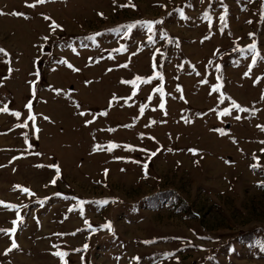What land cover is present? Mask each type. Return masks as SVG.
<instances>
[{"label":"rangeland","instance_id":"rangeland-1","mask_svg":"<svg viewBox=\"0 0 264 264\" xmlns=\"http://www.w3.org/2000/svg\"><path fill=\"white\" fill-rule=\"evenodd\" d=\"M33 2L0 0V264H264V0Z\"/></svg>","mask_w":264,"mask_h":264},{"label":"snow or ice","instance_id":"snow-or-ice-1","mask_svg":"<svg viewBox=\"0 0 264 264\" xmlns=\"http://www.w3.org/2000/svg\"><path fill=\"white\" fill-rule=\"evenodd\" d=\"M26 2H27V0H26ZM45 2H46V0H34V2L31 3V4H29L28 6H29V7H35L37 4H43V3H45ZM133 7H134V5H133ZM224 7H225V9H226L227 6L225 5ZM0 14H3V13L0 12ZM13 14H14V15H17V16H23V15H24V13H22V12H15V13H13ZM99 14H100L101 16H103V13H102V12L99 13ZM180 15H181L182 17L184 16V13H183L182 10H180ZM206 15H207V14H206ZM44 19H45V20H50V21H51L49 27H50L53 31H55L56 29H59V28L62 27L60 24H58V23H57L54 19H52L51 17L45 16ZM221 19L223 20V19H224V16H221ZM157 22H158V21H139L138 23L146 24L147 27H148L149 32H151V31H152V25H153L154 23H157ZM133 26H134V25H132V24H128V25H126L125 27H127V28L130 30ZM126 34H127V33H126ZM97 35H98V33H97ZM250 35H251V34H250ZM44 39L46 40V39H47V36H45ZM149 39H151V37H149ZM248 47H249L253 52L256 51V44H255V42H253L252 44L248 45ZM0 53H4L5 55H7L6 50L3 49V48H0ZM256 61H257V55H253V57H252V63L255 64ZM68 67L71 68L72 65L69 64ZM216 68H217V70H219V69H220V65H216ZM250 71H251V66L249 67V71H246V72L244 73V75H245V76H248L249 73H250ZM156 75L159 76L160 73H156ZM149 79H150V78H149ZM161 79H162V77H161ZM221 79H222L221 77H217V80H218V81L221 80ZM259 79H260V78L257 77L256 80H254V83L258 82ZM138 81L148 82L144 77H141V76H136V77H135V80H133V81H124V82H125V83H132L133 86H134V88H135V85H136V83H137ZM205 82H206V81H203V80L201 81V83H205ZM221 87H222V85L219 84V83H217V84H214V85L212 86V90H213V91H218ZM57 91H59V90H57ZM156 91L160 93L161 97H163L164 92H163V89H162V88H157ZM34 94H35V90L33 89V95H34ZM181 98H183V97H181ZM221 98H223V97L221 96ZM26 107H27V108L29 109V111L31 112V108H32V103H31V101L28 102V104L26 105ZM159 107H160V108H164V102H163V100H161V103H160ZM232 107L235 108V109H237V110H239V111H241V112L247 111V109L241 107V105H239L235 100L232 101ZM143 110H144V105H141V108H140L141 113L143 112ZM7 111H8L7 106H5V107H3V108H0V112H7ZM228 112H229V109L226 108V109L223 110V112H221V113H219V114H220V115H227ZM13 114H14L16 117H19V116H20V113H19V112H14ZM80 114L83 115L84 113L81 112ZM30 118H31V119H35V118L32 117L31 115H30ZM45 119H48V117H45ZM236 119L239 120L240 117L237 116ZM85 123H86V124H90V123H91V120H86ZM24 126H27V125L25 124ZM37 131H39V129H37ZM216 131H219V132H221V133L223 134V131H224V130H223V129H216ZM116 146H117V145L114 144V143H109V145H108V150L111 151V150H112L113 148H115ZM97 147H99V146H97ZM128 147L131 148L132 146L129 145ZM189 151H190V152H193V153H196L198 150L195 149V148H193V149H189ZM261 151H264V149H262ZM155 155H156V152H152V156H155ZM254 158H255V157H254ZM13 159H15V157H14ZM0 167H3V165H0ZM51 167H55V168H56V175L59 176L60 172H59V167H58V165H51ZM144 167H145V169H147L148 165L145 164ZM252 167H256V165H252ZM105 171H107V170H105ZM51 182H52V183H55V180H52ZM262 183H264V182H262ZM16 187H20V186L17 185ZM23 191L27 193V192H29V189H28V188H23ZM56 195H60V194L57 193ZM98 203H100V204H106L107 201L102 200V201H99ZM81 204H83V201H81ZM0 205H5V207L8 208V209H15V208H17V205H15V204H11V203L5 204V202H4L3 200H0ZM16 217H17V219L12 221V224H13V225H15V224L17 223L18 220H22V217L20 216V214H19L18 211L16 212ZM87 223H88L87 220H85V224H87ZM89 227H91V226L89 225ZM101 227H103V228H107L109 231L112 230V225H111V223H106V224H104V225H101ZM0 231L14 233V232L16 231V229H15V227H12V228H9V229H0ZM145 243H148V241H145ZM17 247H18V245H17L16 241L13 239L12 242H11V248L6 249V251H11L12 248H17ZM84 247L86 248L87 245H85ZM54 255L57 256V257H59V259H60V261H61V264H68V261L65 259V257H67V255H68L67 252H65V251H59V250H58V251H56V252L54 253Z\"/></svg>","mask_w":264,"mask_h":264}]
</instances>
